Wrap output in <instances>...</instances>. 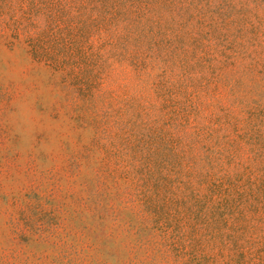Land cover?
I'll use <instances>...</instances> for the list:
<instances>
[{
    "label": "rangeland",
    "instance_id": "obj_1",
    "mask_svg": "<svg viewBox=\"0 0 264 264\" xmlns=\"http://www.w3.org/2000/svg\"><path fill=\"white\" fill-rule=\"evenodd\" d=\"M0 264H264V0H0Z\"/></svg>",
    "mask_w": 264,
    "mask_h": 264
}]
</instances>
